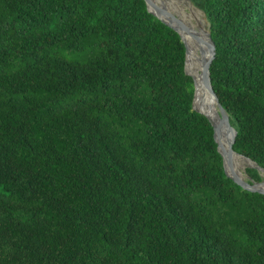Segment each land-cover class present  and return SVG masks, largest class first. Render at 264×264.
I'll return each mask as SVG.
<instances>
[{"label":"trees","instance_id":"obj_1","mask_svg":"<svg viewBox=\"0 0 264 264\" xmlns=\"http://www.w3.org/2000/svg\"><path fill=\"white\" fill-rule=\"evenodd\" d=\"M191 2L264 169V0ZM186 57L145 0H0V264H264V195L228 178Z\"/></svg>","mask_w":264,"mask_h":264},{"label":"water","instance_id":"obj_2","mask_svg":"<svg viewBox=\"0 0 264 264\" xmlns=\"http://www.w3.org/2000/svg\"><path fill=\"white\" fill-rule=\"evenodd\" d=\"M188 1L193 5L191 0H188ZM145 2L147 4L148 11L151 14H153L155 17H157L159 20H161L164 24L168 25L173 30H175L181 36V39L186 46V56H187L186 57V74L192 77L195 82V97H194V103H193V110L207 117L210 123L212 124L214 128V138L218 144V151L223 157L224 168H225V172L228 178L232 179L237 185L241 186L244 190L250 191L252 193H259V194L264 195V181L261 183L252 182L250 178L247 176V174H246L247 179L244 181L242 178H240L237 175V173L234 170L233 158H234V155H238L244 158L248 162L246 169L247 168H258L264 178V169H261L256 163H254L249 158L241 154H238L234 149V145L236 143L238 132L232 126L230 116L228 112L226 111V109L223 107V105L220 103V100L217 94L215 93V90L212 84L211 68L216 58V44L211 37L210 25H209V33H208L209 41L206 42V46L211 52V57L203 65L202 76H203L204 87L208 90V92H210L215 97L217 104H218L219 112H218V115L214 119H212L210 116H208L206 113L202 112L196 107V100H197V93H198L197 82H196L195 77L188 71V68H187L188 56H189L190 50H189L188 43L186 39L184 38L183 34L184 32L187 34H192L196 42H202V39L197 34L191 33L190 29L185 24H183L178 19V17L171 16L167 12L166 9H163L160 6L156 5L152 0H145ZM201 12L205 16V13L203 11ZM164 17L167 19H165ZM226 142L229 146H226Z\"/></svg>","mask_w":264,"mask_h":264},{"label":"bare ground","instance_id":"obj_3","mask_svg":"<svg viewBox=\"0 0 264 264\" xmlns=\"http://www.w3.org/2000/svg\"><path fill=\"white\" fill-rule=\"evenodd\" d=\"M152 1L161 8L166 9L171 16L178 17V19L190 29L191 33L197 34L202 39V42H196L192 34H187L185 32L183 34L190 50L187 68L197 82L198 93L196 107L214 119L219 112L218 104L215 97L204 87L202 76L203 65L211 57V52L206 46V42L209 41V25L204 14L202 13V15L200 13L201 11L188 0ZM190 60L192 62L191 67L189 66ZM226 146H229L227 142ZM233 163L235 172L245 181L247 179L246 166L248 162L241 156L234 155Z\"/></svg>","mask_w":264,"mask_h":264},{"label":"rangeland","instance_id":"obj_4","mask_svg":"<svg viewBox=\"0 0 264 264\" xmlns=\"http://www.w3.org/2000/svg\"><path fill=\"white\" fill-rule=\"evenodd\" d=\"M208 25H209V23H208ZM90 54H92V52H89V53H71V52H66V53H63V57L66 60L71 61V62H83L84 63V62H86L88 60ZM191 65H192V62L190 60L189 61V66L191 67Z\"/></svg>","mask_w":264,"mask_h":264}]
</instances>
